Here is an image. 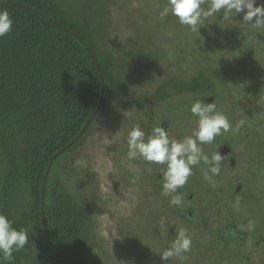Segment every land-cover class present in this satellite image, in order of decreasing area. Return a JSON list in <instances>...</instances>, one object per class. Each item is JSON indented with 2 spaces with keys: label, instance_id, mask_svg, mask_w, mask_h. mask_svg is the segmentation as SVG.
Returning <instances> with one entry per match:
<instances>
[{
  "label": "trees",
  "instance_id": "trees-1",
  "mask_svg": "<svg viewBox=\"0 0 264 264\" xmlns=\"http://www.w3.org/2000/svg\"><path fill=\"white\" fill-rule=\"evenodd\" d=\"M110 1L0 0V10L7 9L15 20L13 32L0 38V213L15 220L18 228L28 227L29 241L37 244L42 264H102L98 262L96 248L89 239L91 220L87 205L68 190L67 178L59 173L58 165L68 157V152L76 149L110 105L122 94L124 96L132 82L128 68L119 62L122 60L119 47H123L125 61L142 70L149 69L155 60L152 52H147L144 46L137 47L130 40H123L122 44V38L117 34L112 36ZM259 3H264V0H259ZM158 6L141 10L143 17L148 20L152 17L150 28L158 29L168 19L177 22L171 16L161 20ZM238 17L234 16L232 20H238ZM239 27L242 30L234 31L231 41L224 39L231 54L223 67L216 64L211 66L210 72L197 70L185 81L173 78L156 89L151 101L163 102L171 94L186 93L202 96L204 102L215 98L217 103L220 99L217 81L227 87L234 86L237 90L233 93L239 95L238 99L248 96L247 91L241 90L247 85L237 82L235 76L239 59L234 53L238 44L245 43L254 33L243 23ZM201 48L203 46L192 49L190 54L199 56ZM246 51L253 54L254 49L249 47ZM211 61L209 58V65ZM227 66L231 69L224 70ZM142 103L139 97L126 104L141 108ZM222 111L225 112L224 109ZM93 114L94 118L82 134ZM160 124L172 126L169 117H160L159 122L153 123L156 126ZM245 127L252 131L251 136L257 138L250 147L253 149L259 145V151L263 153L264 142L260 135L256 136L255 126L248 122ZM216 144L217 149L221 146L232 149V144L225 137L216 140ZM61 151L50 167L44 191L47 168ZM140 160V164L133 160L129 162L130 168H144L147 164ZM263 161L264 157L259 161L254 158L253 162L257 164L251 162L256 171ZM257 178L260 188L256 190H261L264 188L263 179ZM200 187L196 184L190 188L188 197L197 195ZM258 194L264 195V191H258L256 198L260 196ZM237 196L241 199V195ZM206 204L212 206L214 202L207 200ZM262 204L260 208L264 211ZM216 207L212 209L216 210ZM238 210L233 207L232 215L226 216V223L217 230L213 227L212 217L207 214L209 211L206 210L204 216L199 211L198 217L195 207L189 212L196 221L193 227L215 238L211 243L213 247H220V244L236 247L249 245L255 229L248 231L241 226H246L250 219L256 226L257 220L255 212L252 211V218L243 219V211ZM184 216L188 219V212ZM230 232L235 237L226 241L225 237ZM257 241L264 245V237ZM24 254L16 255V264H21ZM220 254L229 257L223 251Z\"/></svg>",
  "mask_w": 264,
  "mask_h": 264
},
{
  "label": "rangeland",
  "instance_id": "rangeland-1",
  "mask_svg": "<svg viewBox=\"0 0 264 264\" xmlns=\"http://www.w3.org/2000/svg\"><path fill=\"white\" fill-rule=\"evenodd\" d=\"M166 2L167 0L110 1L112 17L109 27L113 29L112 36L117 34L122 38V44L130 40L137 47L144 46L147 52H152L155 60L146 70L133 66L125 61L124 50L121 49L123 47H119L118 42L114 41L120 50L119 57L122 58L119 62L128 68L132 82L124 96L122 94L116 99L94 122L76 149L68 152V157L58 165V171L67 178L68 190L87 205L91 220L89 239L96 248L95 255L99 263L264 264V245L257 241L259 237H264V211L260 208L261 202L264 206V195L258 194L260 196L255 197L258 191H264V188L256 190L260 188L257 177H262L264 185V161L256 166L257 171L251 169V160L255 158L259 161L264 157V152L260 153L259 145L253 149L249 146V141L254 144L257 139L253 134L251 136L249 128L244 126L242 132L227 133L216 139L225 137L232 144L234 163L240 165L236 168L235 164L234 169L241 170L230 171L233 161L231 162L232 158L227 153L229 155L223 162L221 174L214 177L213 187L203 178V165L194 168V174L185 185L189 184V187L180 189L184 195L182 207L169 206L170 197L161 196V185L146 177L148 171L144 168L132 170L129 166L132 160L127 157V134L133 126L139 124L149 133V129L156 126L153 123L159 122L160 117H169L172 126H159L165 130L169 128L171 138L181 139L191 135L196 118L191 115L190 107L195 101H202V96L171 94L163 102H154L151 98L158 87L173 78L185 81L194 76L197 70L210 72L211 66L216 64L223 67L231 54L227 51L224 39L231 41L234 31L241 29L239 24L243 23V13L239 14L238 20H232L233 16L223 21L217 14L209 17L200 32L196 33L169 19L166 23H161L158 29L150 28L153 19L143 17L142 8H157L159 5V15ZM249 28L254 34L245 43H239L234 53L239 59L235 76L237 82H245L244 85H247L241 90L247 91L248 96L238 99L239 95L233 93L237 90L234 86L227 87L217 81V93L220 94L218 103L233 125L241 119L252 123L256 128V136L260 135L264 142V28ZM198 46H203L199 50V56L190 54ZM249 47H253V54L246 51ZM209 58L212 59L211 65L208 63ZM225 69L230 70L231 67H224ZM233 80L236 82L235 78ZM139 97L143 100L141 108L126 104ZM206 102L214 101L210 99ZM214 146H217L216 141ZM214 146L203 145L204 153L210 156L216 150ZM256 154L263 156L257 157ZM159 169L163 170L162 166L152 168L150 174L160 172ZM194 183L201 187L203 185L192 203L196 208V217L201 210L210 211L215 230L226 223V216L232 215L237 195H241L239 210L243 211V219L252 218L253 212L257 217L249 245L232 247L226 244L227 248L220 244V247H213L211 243L215 238L204 235V232L193 227V223L182 225L183 212L187 206H191L186 203L185 193ZM200 194L205 197L206 203L210 200L214 205H207ZM219 202L223 204L219 205ZM215 205L216 210H213ZM177 227L187 229L193 240L192 250L183 261L178 258L162 261L159 255L170 246L167 237L175 239ZM171 228L174 230L170 233ZM217 250L225 252L229 257L222 256ZM24 252L21 264H42V256L36 243L29 241Z\"/></svg>",
  "mask_w": 264,
  "mask_h": 264
},
{
  "label": "clouds",
  "instance_id": "clouds-1",
  "mask_svg": "<svg viewBox=\"0 0 264 264\" xmlns=\"http://www.w3.org/2000/svg\"><path fill=\"white\" fill-rule=\"evenodd\" d=\"M222 13L221 21L243 13V24L251 28H264V3L259 0H167L159 18L172 16L177 22L190 32H200L204 22ZM15 20L7 9L0 10V38L10 35L14 30ZM191 115L195 119L191 135L181 139L171 138L169 128L155 126L150 133H146L137 124L127 134V157L130 160L142 159L149 165L162 166L160 178L161 196L170 197V207L184 205V188L194 174V168L203 165L202 174L205 181L215 187L214 177L222 172L225 156L220 151L210 156L203 151V145H213L217 139L227 133H239L246 124L241 119L233 125L230 118L218 107L216 101L212 103L195 101L190 107ZM240 198L237 196L233 205L239 209ZM248 231L255 229V221L250 219L246 226ZM229 235V234H227ZM29 244L28 227H17L16 221L8 215L0 213V264H16V255L26 250ZM193 240L186 228L177 227L176 237L170 242L160 256L162 261L178 258L183 261L190 253Z\"/></svg>",
  "mask_w": 264,
  "mask_h": 264
},
{
  "label": "flooded vegetation",
  "instance_id": "flooded-vegetation-1",
  "mask_svg": "<svg viewBox=\"0 0 264 264\" xmlns=\"http://www.w3.org/2000/svg\"><path fill=\"white\" fill-rule=\"evenodd\" d=\"M215 99V98H214ZM214 99H212L211 98V100L212 101H215ZM207 100H210V99H207ZM217 105H218V107L222 110V108L220 107V105H219V103L217 102ZM154 127V126H153ZM150 128V127H149ZM151 129L152 128H150L149 129V131L151 132ZM242 128H241V130H240V132H242ZM149 132V133H150ZM252 143L249 141V146L251 145ZM214 147H216V146H214ZM217 150H219L220 151V153H221V155L222 156H225V157H227L229 154H230V157L232 158L231 159V162L233 161V168L230 166V171H232V172H234L233 171V169H234V165L236 164V168H238L240 165L238 164V163H234V159H235V157H234V154L232 153V149H228L227 147H224V146H221L220 148H218L217 149V147H216V150L215 151H217ZM223 152H225V153H223ZM227 153H229L228 155H227ZM247 159L249 160V157H247ZM136 160H139V161H141L140 159H136ZM136 160H133L134 162L136 161ZM254 161V158L251 160V162H253ZM140 164V162H135V164ZM248 163V162H247ZM239 165V166H238ZM245 165V164H244ZM148 167H149V165H146V166H144V170L145 171H147V169H148ZM156 167H160V166H157V165H152L151 166V168H156ZM251 169H255L254 168V164H251ZM160 170V169H159ZM236 170V172H237V170H238V172H239V170H241V169H235ZM162 171L163 170H160V172H158V173H154V174H150V172H149V174L148 175H146V177L149 179V180H151V181H153L154 183H158V184H160V178H161V175H162ZM153 176H155V177H153ZM150 177H152V178H150ZM161 185V184H160ZM156 186V185H155ZM189 187V184L185 187L186 189ZM193 187H196V184L194 183L193 184ZM239 187H241V185L239 186ZM157 188V187H156ZM198 188V187H197ZM262 189V188H261ZM197 190V189H196ZM187 191V190H186ZM189 191V190H188ZM197 191H199V189L197 190ZM108 193V192H107ZM105 195V194H104ZM184 196V195H183ZM185 196H187L186 198H187V204L188 205H191V206H187V208H186V210L183 212V217H184V221L182 222V225H189L190 223H193V225H195V223H196V221H195V219H193V218H191V214H190V212H189V209L190 208H193L194 207V205L192 206V203H193V201H194V195H189V197H188V192L187 193H185ZM201 198H203V200H204V202L206 203V199L204 198V197H202V196H200ZM214 207V206H213ZM205 211L206 210H202L201 212H202V215L204 216L205 215ZM186 212H188V219H186L185 218V213ZM208 215H210L211 216V212L209 211V213H207ZM199 215H200V213H199ZM183 217H182V220H183ZM202 223H204V221L202 220ZM174 230V228H171V230H170V233L172 232ZM228 237L230 238V240H228ZM228 237H225V239H226V241H231V240H233V238L235 237L231 232H230V234L228 235ZM232 237V238H231ZM167 239H168V241H172V239H170V238H168L167 237Z\"/></svg>",
  "mask_w": 264,
  "mask_h": 264
},
{
  "label": "water",
  "instance_id": "water-1",
  "mask_svg": "<svg viewBox=\"0 0 264 264\" xmlns=\"http://www.w3.org/2000/svg\"><path fill=\"white\" fill-rule=\"evenodd\" d=\"M97 111H98V109H97ZM97 111L95 112V114L97 113ZM95 114L92 115V117L90 118V120L88 121V123L86 124V126L84 127V129H83V131H82V134H83V132L86 130V128H88V126H89L91 120L94 118ZM80 136H81V135H79V136L75 139V141H76L77 139H79ZM75 141H73V142H75ZM73 142L68 146V148L73 144ZM64 150H65V149H63V151H64ZM63 151L57 153V154L53 157L51 163L49 164V166H48V168H47L46 175H45L44 186H43L44 191H45V186H46V178H47V175H48V173H49L50 167H51L52 163L54 162V160H56V158H57L59 155H61V153H62ZM44 193H45V192H44ZM44 193H43V195H42V215H43V211H44V208H43V207H44ZM43 218H44V215H43ZM45 233H46V232H45ZM46 253H47V256H48L47 243H46Z\"/></svg>",
  "mask_w": 264,
  "mask_h": 264
}]
</instances>
